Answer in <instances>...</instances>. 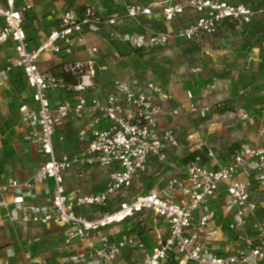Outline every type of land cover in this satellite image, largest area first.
<instances>
[{"label": "built area", "instance_id": "obj_1", "mask_svg": "<svg viewBox=\"0 0 264 264\" xmlns=\"http://www.w3.org/2000/svg\"><path fill=\"white\" fill-rule=\"evenodd\" d=\"M114 1H123L122 14L104 15L93 6L66 9L61 25L32 49L25 21L33 6L23 0H0V46L10 49L0 70V88L7 85L13 70L25 73L36 107L23 104L21 122L32 128L26 139L37 143L45 157L29 180L9 179L0 186V222L61 226L67 245L78 241L85 247V253L71 258L78 264H114L127 248L141 250L142 258L136 264H264V116H238L240 123L256 127L259 137L235 147L228 163L215 148L202 142L198 149H205L204 156L188 162L183 177L169 179L164 189L130 198L129 189L147 172L151 157L165 162L167 150L178 147L175 128L163 126V120L177 117L181 111L166 106L173 97L153 81L140 86L120 78L105 81L106 67L99 61V49L88 45V36L103 26L111 39L132 50H151L178 40L198 41L214 35L226 23L249 25L264 14V5L253 9L225 0ZM50 2L57 6L55 0ZM188 10L195 19L178 29H154L142 22L150 18L168 25ZM121 23H133L137 29L120 33L117 28L124 26ZM82 48L88 59L65 63L60 72L40 67L47 52L70 56ZM64 76H70L71 81ZM53 91L62 92L65 99L53 104ZM88 91L93 95L87 96ZM188 98L189 112L206 118L210 107L196 103L191 92ZM71 116L88 119L81 137L84 140L89 135L90 140L82 151L58 157L53 138ZM75 167L109 168L105 189L87 196L67 194L65 175ZM49 180L53 187L38 203V188ZM110 206L112 212L96 220L80 213L83 207ZM146 214L168 227V236L152 248L130 229L117 239L102 233L134 218L144 223ZM220 215L235 239L225 235L223 223L215 225ZM222 233L235 245L230 252L215 248Z\"/></svg>", "mask_w": 264, "mask_h": 264}, {"label": "rangeland", "instance_id": "obj_2", "mask_svg": "<svg viewBox=\"0 0 264 264\" xmlns=\"http://www.w3.org/2000/svg\"><path fill=\"white\" fill-rule=\"evenodd\" d=\"M59 1L69 7L93 6L104 15L123 13V1ZM125 1L150 3L165 0ZM225 1L255 7L260 6L263 0ZM33 3L36 7L27 12L25 27L32 35L46 38L55 23L49 21L52 15L44 1L34 0ZM194 19L195 14L188 10L168 26L178 29L190 24ZM142 22L154 29L166 28L163 21L147 18ZM123 24L124 26L117 28L120 33L137 29V25L133 23H121ZM89 41L90 46L99 49L102 65L106 67L103 71L105 81L120 78L131 83L136 82L140 86L150 80L169 91L183 107L178 119L173 124L168 121L166 125L175 128L179 146L167 150L165 162L157 158L151 163L142 183L144 186L150 183L159 184L173 175L180 176L185 168L180 160L197 150L195 148L202 142L215 148L222 160L226 161L230 158L232 146L252 143L259 137L257 128L240 123L238 116L247 113L257 119L264 116V79L261 74L264 72V14L256 16L249 25L226 23L214 35L198 41H173L170 45L160 48L133 50L126 56L120 54L114 46L118 40L110 38L106 26L98 33L90 34ZM7 56L8 51L0 48V69L6 64ZM188 92L193 94L196 103L210 107L206 118L187 113V105L190 104ZM0 109L2 111L3 107ZM190 135L195 138L191 140ZM203 151L205 152L204 149ZM146 215L144 230H141L137 223L132 225L138 228L136 230H139V234L149 230L155 231V227L166 229V226L159 225V220H154L151 214ZM152 234L155 236V232ZM224 240V244H220L221 248L216 249L223 252L232 251L235 245L226 237Z\"/></svg>", "mask_w": 264, "mask_h": 264}, {"label": "crops", "instance_id": "obj_3", "mask_svg": "<svg viewBox=\"0 0 264 264\" xmlns=\"http://www.w3.org/2000/svg\"><path fill=\"white\" fill-rule=\"evenodd\" d=\"M23 1L31 3V5L34 6L33 8L36 7L33 3L34 0ZM41 1H44L46 3L48 12L50 13V15H52V17L49 18V21H54L53 23H55V26H57V23H60L59 20L61 18V15L66 9L78 8V6L69 7L59 0H55L57 6H54L50 2V0ZM56 8L59 9V11H55ZM55 26L49 29V34L55 28ZM165 26V29L172 28L168 25ZM28 34L30 38V47L32 49L37 48V46L46 41L47 38H42L39 36L37 37L35 35H32V33L29 31ZM89 37L90 35L88 36V41ZM89 44L90 41L88 42V45ZM0 48L6 49L9 55L10 49L8 47L0 46ZM85 59H88V54L85 51V48L76 51L73 55L70 56L54 55L50 52H47L41 59L40 67L44 71L60 72L62 66L65 63ZM101 59L99 60L100 63H102ZM64 79L67 82L71 81L70 76H64ZM164 91L171 94L166 89H164ZM7 92L12 93V89L8 83L5 87L0 88V107H3V110L1 111L0 109V111L3 116H10L11 111H13L11 107H15V109L18 111V108L21 104H27L30 107H36V104H34L32 99V91L29 87H27L22 92L12 93V97H8ZM16 93L20 96H17ZM86 95L92 96L93 92L88 91L86 92ZM15 96L17 97L15 98ZM171 96L173 97V99L167 101L166 106L170 110L178 108L181 112L177 117L170 116L165 118L163 120V126L168 125V121H171V124H173L183 112V107L180 102L172 94ZM50 99L54 104L63 101L65 97L64 95H62V92L53 91L50 93ZM15 100H17L16 103ZM189 106L190 104L187 105V113L191 114L189 112ZM17 116L19 121L16 127V131L19 139L15 141V144L13 145V151L15 154L14 156L6 155L5 147L0 140V186L2 184H5L9 179H18L21 182L29 180L40 168L45 159V157L39 153V145L26 139L27 135L32 131V128L23 125V123L21 122L20 111H18ZM87 123L88 119H78L71 116L64 121L63 125H60L57 128V131L53 138V142L58 157H61L63 155H73L87 147L90 136L88 135L84 140L81 137V132L87 126ZM257 140L258 138L254 141ZM200 146H197L195 149H198ZM156 159L157 157H151L147 172L141 177L140 180L134 182V184L128 191V197L132 198L140 193L145 194L152 189H164L169 179L173 177H183L181 176L183 174H181L180 176L173 175L163 179L159 184L150 183L144 186L142 184L143 180L148 174L151 163L153 164V161H155ZM109 173V168L101 169L75 167L74 169L67 172V175H65V190L67 191L66 193L77 194L81 196L101 193L105 189L106 184L109 180ZM52 187V180H49L45 184L39 186L38 203L43 202L44 196L48 191H50V189H52ZM112 209L83 207L82 209H80V213H82L89 219L96 220L102 218L106 213L112 212ZM151 217L154 220H159V225L166 226V229L163 230L162 227L160 229L155 227V231L149 230V232L139 234V230H136L138 228H135L132 225L134 223H137L140 229L144 230V223L140 222V218H134L131 220H126L123 223L118 224L117 226L113 225L105 228L103 229L102 233L111 236L112 239H117L120 236L121 232L130 229L131 234L136 236L140 242L144 243L148 248H152L157 245L160 238H165L168 236V227L162 222V220L157 219L153 215ZM137 220L138 222H136ZM223 222V217H221L220 215L215 225L217 227H221ZM153 232H155V236H153ZM222 234L218 235V240L221 241H219L217 245H215L218 248H221L225 241L223 238L225 237V235ZM85 252L86 250L84 245L78 241L73 242L71 245L66 244L65 229L61 226H43L34 224L24 226L12 223L10 221L0 222V264H78L72 261L71 258ZM141 258L142 253L140 249L127 248L123 251L122 255L114 262V264H136Z\"/></svg>", "mask_w": 264, "mask_h": 264}, {"label": "trees", "instance_id": "obj_4", "mask_svg": "<svg viewBox=\"0 0 264 264\" xmlns=\"http://www.w3.org/2000/svg\"><path fill=\"white\" fill-rule=\"evenodd\" d=\"M230 3H234L231 1H228ZM234 4H238V3H234ZM247 5V4H245ZM264 5V0L262 1V3L260 4V6H249L253 9H257V8H261ZM34 7V6H33ZM32 7V9H33ZM31 9V10H32ZM30 10V11H31ZM60 21V20H59ZM58 27L59 25H61L60 23L56 24ZM141 31V30H140ZM114 46L118 49L119 53L122 54L123 56L128 55L130 52H133L132 49L128 48L126 45H124L122 42L118 41L116 43H114ZM136 51L139 50L135 49ZM140 51V50H139ZM25 73H23L21 70H13L10 74H9V80H8V84L10 85L11 89H12V93L15 92H22L23 90H25L28 87L27 84V80L24 76ZM262 77L264 76V72L262 73ZM12 93L11 92H7V96L8 97H12ZM23 104L20 105V107ZM20 107L18 108V111H20ZM13 109V111H11L10 116H3L1 114L0 111V140L2 141L4 147H5V151H6V155L7 156H14V151H13V145L15 144V141H17L19 139V136H17V131H16V127L18 125V111L15 109V107H11ZM235 147L237 146H232L230 148V156L232 155ZM203 147L200 150H195L193 152H190L189 154L186 155V157H184L183 159H181V164H184V166H186V164L188 162H190L192 159H194L196 156H204V151H203ZM205 150V149H204ZM225 159V158H224ZM229 159H227L225 162L228 163ZM223 231L225 233V235L230 238L231 240L236 238V235L234 232H232L229 227L223 223ZM250 234H252L253 232L249 231Z\"/></svg>", "mask_w": 264, "mask_h": 264}]
</instances>
